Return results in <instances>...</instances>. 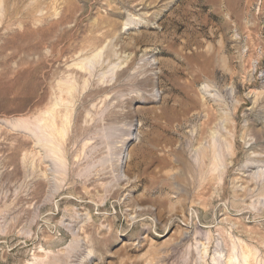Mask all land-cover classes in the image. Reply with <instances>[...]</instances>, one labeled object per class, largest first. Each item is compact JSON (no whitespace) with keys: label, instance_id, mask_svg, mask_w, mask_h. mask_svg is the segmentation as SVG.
Here are the masks:
<instances>
[{"label":"rangeland","instance_id":"374dc122","mask_svg":"<svg viewBox=\"0 0 264 264\" xmlns=\"http://www.w3.org/2000/svg\"><path fill=\"white\" fill-rule=\"evenodd\" d=\"M0 264H264V0H0Z\"/></svg>","mask_w":264,"mask_h":264},{"label":"bare ground","instance_id":"6f19581e","mask_svg":"<svg viewBox=\"0 0 264 264\" xmlns=\"http://www.w3.org/2000/svg\"><path fill=\"white\" fill-rule=\"evenodd\" d=\"M45 123V122H44ZM53 124V123H52ZM51 135H52V133H51ZM40 140V139H39Z\"/></svg>","mask_w":264,"mask_h":264}]
</instances>
